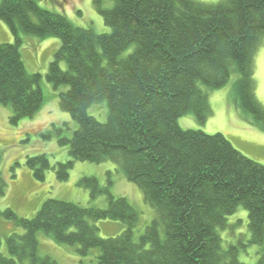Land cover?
I'll list each match as a JSON object with an SVG mask.
<instances>
[{
  "label": "trees",
  "instance_id": "16d2710c",
  "mask_svg": "<svg viewBox=\"0 0 264 264\" xmlns=\"http://www.w3.org/2000/svg\"><path fill=\"white\" fill-rule=\"evenodd\" d=\"M113 1L106 9L104 0H93L110 29L98 34L43 9L37 0H1L0 20L15 42L0 44V104L12 108L15 126L42 110L44 76L28 73L21 55L23 35L59 38L62 45L46 80L56 90L67 87L58 94L59 108L79 128L71 138L61 136L63 128L56 130L72 157L54 166L58 181L69 179L76 161H111L159 216L136 238L139 212L127 198L100 189L96 178H85L80 185L93 196L107 195L106 209L48 199L32 219L12 208L0 211L22 230L7 238L11 257L1 253L0 237V264H59L40 254V232L58 244L77 246L83 264H243L237 247L224 248L220 230L243 206L249 213V243L264 244V165L236 150L224 135L184 130L178 120L191 113L205 123L210 105L201 86L223 88L236 72L238 103L264 128L255 80L264 0ZM100 101L109 108L105 123L88 113ZM27 163L44 181L51 168L48 157ZM4 196L2 182L0 199ZM99 221H119L127 228L104 239L92 224ZM258 264H264V253Z\"/></svg>",
  "mask_w": 264,
  "mask_h": 264
},
{
  "label": "rangeland",
  "instance_id": "374dc122",
  "mask_svg": "<svg viewBox=\"0 0 264 264\" xmlns=\"http://www.w3.org/2000/svg\"><path fill=\"white\" fill-rule=\"evenodd\" d=\"M207 4H217L222 0H197ZM46 10L66 16L74 26L92 29L98 34L109 33L103 17L98 13L93 0H37ZM1 4V0H0ZM104 8L114 6L113 0H104ZM15 42L8 26L0 20V44ZM62 43L59 38H39L34 35H23L21 55L29 74L40 73L44 79L40 85L44 95L42 110L34 118L22 119L17 126L11 123L13 110L10 106L0 104V184L6 187V196L0 199V211L12 208L19 217L32 219L40 211L48 199H57L79 204L83 207L106 209L108 198L106 194L94 195L90 188L80 185L85 178H96L100 189H108L116 198H127L129 203L139 212L140 220L135 230L139 238L152 221L158 218V208L145 201L143 191L127 180L121 170L111 161L102 163L74 162L70 177L65 182L57 179L58 163L72 160L69 147L60 145L58 128L65 131L61 136L71 138L79 128L73 118L60 110L58 94L67 90L60 87L56 90L46 80L49 65ZM261 48L255 58V80L257 83L256 97L264 106V38ZM133 48L124 53V56ZM239 75L234 72L230 82L220 89H210L201 86L208 95L210 113L205 123H200L193 114L179 118L178 123L184 130H200L208 135H224L243 155L264 165V128L256 124L251 114L244 111L238 103L235 83ZM89 115L100 122L108 121L109 108L107 101L94 104L88 111ZM66 124V125H65ZM51 135V139L46 136ZM46 155L51 168L45 174V180L40 181L34 175L27 161L30 158ZM99 228L101 238L108 239L120 236L126 230V225L119 221L92 222ZM249 213L240 206L234 215L230 216L227 226L220 230V235L227 249L233 245L238 248V259L243 264H258L264 253L262 246L252 245L248 230ZM22 230L5 221L0 216L1 253L11 257L7 248V238L12 233ZM40 254L50 256L59 264H83L77 252V246L71 247L56 243L43 232L38 234ZM18 264H22L19 263ZM84 264H88L85 260Z\"/></svg>",
  "mask_w": 264,
  "mask_h": 264
},
{
  "label": "crops",
  "instance_id": "0c3cea01",
  "mask_svg": "<svg viewBox=\"0 0 264 264\" xmlns=\"http://www.w3.org/2000/svg\"><path fill=\"white\" fill-rule=\"evenodd\" d=\"M255 75H256V70H255Z\"/></svg>",
  "mask_w": 264,
  "mask_h": 264
}]
</instances>
